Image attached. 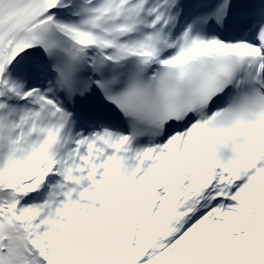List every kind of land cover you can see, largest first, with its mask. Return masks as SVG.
Returning a JSON list of instances; mask_svg holds the SVG:
<instances>
[{
    "label": "snow or ice",
    "instance_id": "6c2138e0",
    "mask_svg": "<svg viewBox=\"0 0 264 264\" xmlns=\"http://www.w3.org/2000/svg\"><path fill=\"white\" fill-rule=\"evenodd\" d=\"M0 264H264V0H0Z\"/></svg>",
    "mask_w": 264,
    "mask_h": 264
}]
</instances>
